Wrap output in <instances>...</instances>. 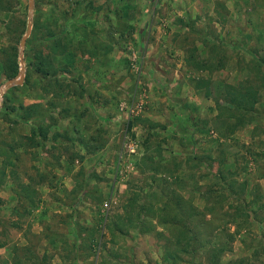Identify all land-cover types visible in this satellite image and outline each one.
<instances>
[{
    "label": "rangeland",
    "instance_id": "374dc122",
    "mask_svg": "<svg viewBox=\"0 0 264 264\" xmlns=\"http://www.w3.org/2000/svg\"><path fill=\"white\" fill-rule=\"evenodd\" d=\"M2 6L0 89L13 49L24 81L0 100V264H264V0H34L22 64L28 0ZM55 19L67 53L45 42ZM38 54L56 80L35 73ZM228 84L258 92L234 133L216 108ZM31 104L39 148L18 122ZM177 202L198 220L172 226L159 210Z\"/></svg>",
    "mask_w": 264,
    "mask_h": 264
},
{
    "label": "trees",
    "instance_id": "16d2710c",
    "mask_svg": "<svg viewBox=\"0 0 264 264\" xmlns=\"http://www.w3.org/2000/svg\"><path fill=\"white\" fill-rule=\"evenodd\" d=\"M8 3L9 0H0V9L3 8L2 5H7ZM7 8L8 6H4V9ZM58 21V19H55L51 23L49 21L44 25L47 34L45 37V42L52 45V49L50 51L51 53H67L69 49L68 46L70 44H67V46L64 41L67 42V37L70 35V33H68L66 30L67 28L64 25H60ZM37 26V22L33 23L31 31L32 37L29 38L28 44H32L35 40H37L35 39L37 36ZM16 53V49H13V52L9 51L6 53V59L1 64V73L6 79H13L18 73V61ZM30 65L34 66L33 68L36 70L35 73L42 80L53 81V79L56 80L58 76L59 70L56 68L49 56L38 54L36 59H34V63L32 62ZM257 102L258 92L255 87L245 86L243 84L238 86L230 84L225 85L223 99L220 98L216 101V108L218 111V117L222 120L221 122H223V125H225L226 131L229 133H234L239 128L246 127L247 125L253 123ZM8 108V105L3 103V109H1L2 111L0 112V116L5 115ZM19 108L21 115L18 118V122L30 125V135L26 137V140L29 142L32 148L42 147L47 141L48 131L43 125L45 122V115L44 112L41 111V105L31 104L28 106H19ZM2 150L4 151V149ZM0 154L3 156L5 153ZM159 212H163L165 216L166 214L169 216L171 215L173 220L171 223L172 226L175 227L180 222H183L184 224L185 221L193 224L195 220H198L199 216L195 208L192 207L190 210H185L183 206L180 205V202L175 203L173 206L164 208L163 211L159 210ZM204 216L206 217V215H203V217ZM152 218H157L158 223L161 226H165V219L163 221V219L158 218L155 215V211ZM201 225L204 226V222ZM186 235L188 240L197 241L196 238L199 236V233L196 232L195 229L190 228V226H188L186 223L180 232V236L175 237L176 244L182 245L181 250L185 253H189V250L186 248L189 246V242L186 241L185 238ZM233 239L234 235H231L230 240ZM173 259H175V257ZM220 259L221 258L217 253L211 252L210 260L213 262V264H219Z\"/></svg>",
    "mask_w": 264,
    "mask_h": 264
},
{
    "label": "water",
    "instance_id": "95a60500",
    "mask_svg": "<svg viewBox=\"0 0 264 264\" xmlns=\"http://www.w3.org/2000/svg\"><path fill=\"white\" fill-rule=\"evenodd\" d=\"M33 5H34V0H28L29 23L27 26L26 33L20 41V62H21V64H22L26 40L28 39V37L30 36L31 31H32L31 18H32L33 12H34ZM23 81H24V69L21 68L20 73H19V78L18 79H10V80L6 81L4 86L0 89V100L2 99L3 95L6 93V91L10 87L21 85L23 83Z\"/></svg>",
    "mask_w": 264,
    "mask_h": 264
},
{
    "label": "built area",
    "instance_id": "2783aa9c",
    "mask_svg": "<svg viewBox=\"0 0 264 264\" xmlns=\"http://www.w3.org/2000/svg\"><path fill=\"white\" fill-rule=\"evenodd\" d=\"M138 110V106H135L134 108L132 107L131 109L128 110L129 114H134V112Z\"/></svg>",
    "mask_w": 264,
    "mask_h": 264
}]
</instances>
